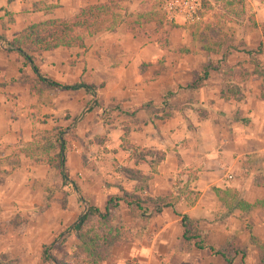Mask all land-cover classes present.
Segmentation results:
<instances>
[{"label": "crops", "instance_id": "obj_1", "mask_svg": "<svg viewBox=\"0 0 264 264\" xmlns=\"http://www.w3.org/2000/svg\"><path fill=\"white\" fill-rule=\"evenodd\" d=\"M98 1L0 0V36L9 39L31 22L67 18ZM139 2L120 1L119 23L86 35L83 48L34 54L46 80L95 90L37 91L19 78L32 77L30 67L5 52L0 39V253L7 259L38 264L41 247L65 233L84 206L102 207L127 194L169 199L171 206L151 211L145 200L149 214L132 218L123 201L109 205L122 239L98 264H225L181 239L183 214L197 219L210 246L227 242L244 250L247 264H260L264 209L225 214L212 188H233L248 202L264 198L261 80L241 82L239 99L219 97L211 69L196 80L208 55L186 29L171 28L166 48L127 30L124 11H136ZM248 6L254 22L263 24L260 2L247 0ZM57 129L67 137L61 154L66 181L46 161L55 150L40 148L42 136ZM63 190L69 194L62 208Z\"/></svg>", "mask_w": 264, "mask_h": 264}, {"label": "trees", "instance_id": "obj_2", "mask_svg": "<svg viewBox=\"0 0 264 264\" xmlns=\"http://www.w3.org/2000/svg\"><path fill=\"white\" fill-rule=\"evenodd\" d=\"M120 1L122 0H101L86 4L70 17L31 22L9 39L0 36L4 43V51L13 53L17 59L21 58V65L29 66L32 71V77L20 76L19 78L37 91L41 88L54 87L66 89L82 87L85 90H95V87L83 83L61 85L46 80L37 73L36 66L33 65L34 54L58 47L83 48V40L86 35L110 29L119 23L117 10ZM141 3H145L146 6L133 12L124 11L122 17L127 30L133 37L151 40L159 47L166 48L169 45V30L176 27L184 28L187 30L189 40L203 42L202 48L208 55L196 78L197 81L204 79L207 69H211L220 82L219 97L224 100L239 99L241 95L240 83L248 78H259L264 89V71L259 69V60L254 56L264 50V28L261 31L263 44L259 43L255 48L241 50L248 57L246 61V64L250 65L248 68L244 66L243 62H231L228 59L232 51L239 50H237V46H234L232 36L219 26L223 20L231 23L241 20L245 14V0H200V20L189 25H178L168 21L161 8L162 0H146V2L141 0ZM249 19L251 18L249 17ZM249 26L255 28L256 24L252 20ZM176 49L182 52L186 50V47L177 45ZM213 63L215 66H212ZM61 131V129H57L53 132H46L41 138L43 143L40 148L55 150L54 154L46 161L60 174L62 180L66 181L68 178L61 154L67 137L59 136ZM51 136H55L54 144L50 140ZM212 190L220 201L225 214L233 210L246 212L252 208L264 209V198L248 202L242 199L233 188H212ZM68 194L67 190H63L61 193L60 206L62 208ZM145 200L138 196L124 194L121 197L108 198L102 207L88 203L68 230L61 236L59 235V239H65L70 234L77 241L75 258L70 261L57 260L51 253L55 242L41 247L40 264H98L100 261L107 260L111 256L113 246L118 245L122 239L120 225L112 218L109 205L115 208L118 201H123L131 211L132 218L144 217L149 214L150 210L158 211L162 207L171 206L169 199L146 200L152 204L149 210L147 206L143 205ZM180 224L183 228L181 239L185 243L193 241L196 249H207L211 255H219L225 264H247L243 259V251L227 246V242L216 248L210 246L206 241V234L198 229L196 218L183 214ZM256 249L260 264H264L262 247L257 246ZM238 254L240 255L235 261ZM0 264L4 263L0 261Z\"/></svg>", "mask_w": 264, "mask_h": 264}, {"label": "rangeland", "instance_id": "obj_3", "mask_svg": "<svg viewBox=\"0 0 264 264\" xmlns=\"http://www.w3.org/2000/svg\"><path fill=\"white\" fill-rule=\"evenodd\" d=\"M155 1H157V0H155ZM258 1L260 2V7L262 8V3L264 0H258ZM143 2H146V0H143ZM145 6H146V4L141 3V0H140L139 5H138V9L144 8ZM262 10H263V8H262ZM249 17L251 19H249ZM252 20L255 21L254 12L252 11L251 7H249V6L247 7V0H245V14L241 20H237L235 23L226 22L225 20H223L219 23L220 28L224 32L226 31L228 34H230L232 36L234 46H237V50H239V51H237L238 53H234L233 55H231L232 57L230 56V58H232L235 61L243 62L244 64H246L248 57L241 50L255 48L259 43L263 44V40L261 38V31L264 28V23L263 24H260V23L256 24L255 23L256 27L250 28L249 24ZM149 26H151V25H149ZM193 45L194 46H200V45H202V42L195 40V43H193ZM263 52H264V50L258 55L254 54V56H255V58H257L259 60V63H260L259 69L264 71V61L262 60V58L264 57ZM232 62H234V61H232ZM213 64H215V63H213ZM260 86H261V88H259V85L257 86V88L261 90L260 95L264 97V89H263V86L261 83H260ZM240 89H242L241 86H240ZM59 204H60V202H59ZM60 236H58L57 239L53 242V243L56 242V244L51 249V253L53 254V256L57 260L70 261V260L74 259L75 256L77 255L75 253L76 252L75 251L76 250L75 245L77 244V241H75L70 234L67 235L65 237V239H59ZM242 251H243V259L245 260V252H244V250H242ZM239 255L240 254L237 255V258L239 257ZM0 261H2L4 264H20L15 259H7V257L1 253H0ZM38 264H40V262Z\"/></svg>", "mask_w": 264, "mask_h": 264}, {"label": "built area", "instance_id": "obj_4", "mask_svg": "<svg viewBox=\"0 0 264 264\" xmlns=\"http://www.w3.org/2000/svg\"><path fill=\"white\" fill-rule=\"evenodd\" d=\"M165 18L178 25H189L200 20V0H162ZM264 10V1L262 3ZM231 176L227 175V179Z\"/></svg>", "mask_w": 264, "mask_h": 264}, {"label": "water", "instance_id": "obj_5", "mask_svg": "<svg viewBox=\"0 0 264 264\" xmlns=\"http://www.w3.org/2000/svg\"><path fill=\"white\" fill-rule=\"evenodd\" d=\"M61 159H62V155H61ZM85 207V206H84Z\"/></svg>", "mask_w": 264, "mask_h": 264}]
</instances>
